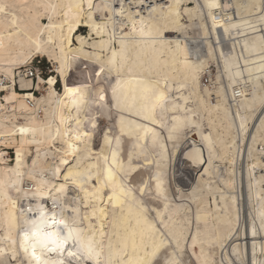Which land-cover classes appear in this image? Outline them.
Segmentation results:
<instances>
[{"label": "bare ground", "instance_id": "obj_1", "mask_svg": "<svg viewBox=\"0 0 264 264\" xmlns=\"http://www.w3.org/2000/svg\"><path fill=\"white\" fill-rule=\"evenodd\" d=\"M2 2L8 7L0 13V221L6 213L19 216L20 205L30 200L35 206L31 193L24 199L17 188L62 183V175L53 176L56 168L61 173L68 168L62 160L76 161L73 170L91 171L85 188H92L97 172L103 174L105 156L112 164L116 151L127 169L131 152V175L149 186L143 199L151 211L145 215L136 207L143 185H129L135 201L121 197L123 203L112 207L104 199L106 214L93 218L101 264L109 245L119 249L126 237L128 255L134 257L133 233L138 246L142 234L151 245L149 226L182 237L177 257L184 264H264V0H135V11L125 4L122 15L116 0H92L99 7L90 10V22L76 16V9L68 12L69 3L81 0ZM108 2L112 7L105 9ZM212 3L219 6L209 7ZM49 55L64 68L59 76L53 67L51 76H59L61 92L43 80L33 86L29 77L31 62ZM101 66L104 72L97 77L94 70ZM98 81L106 88L104 100ZM142 81L156 86L155 95L144 98ZM69 87L79 92L70 94ZM177 98L195 115L173 113ZM173 115L191 116L199 126H179ZM69 125L91 136L73 140L78 150L66 155ZM8 149L16 150L12 162ZM181 152H197L205 163L177 173L169 155ZM114 172L122 175L118 168ZM157 183L163 190L159 196ZM6 234L0 222V247L7 251ZM11 236L17 238L15 229ZM138 253L143 256L144 249L138 247ZM10 256L7 251L0 259Z\"/></svg>", "mask_w": 264, "mask_h": 264}, {"label": "snow or ice", "instance_id": "obj_2", "mask_svg": "<svg viewBox=\"0 0 264 264\" xmlns=\"http://www.w3.org/2000/svg\"><path fill=\"white\" fill-rule=\"evenodd\" d=\"M119 5V14H123L125 10V4H129L130 12H134L136 8L135 0H116ZM146 0H139L140 4H144ZM219 5L212 3L209 7H218ZM8 5L0 0V13L6 11ZM55 7V6H53ZM88 11H85V5L83 0L79 3H69L67 5L68 12H72L76 9V16H83L85 22H90L92 19L91 11L93 8H98V5H94L92 0H87L86 5ZM111 2L105 3L104 8H111ZM116 12V9H112ZM143 11V8L140 9ZM68 13H64L67 16ZM97 31L99 32L100 25L95 24ZM227 31V30H226ZM0 46H2V38H0ZM36 56L43 54L39 43L36 44L35 48ZM115 55V54H114ZM48 59L52 61V67L56 69L59 76H63L64 68L62 64H58L55 59L49 55ZM41 69L34 68L31 70L32 77L34 80L33 86H39V81L43 80L45 84L56 85L59 82V76L53 78L48 76L47 78L39 75ZM97 77L100 73L104 72V67L101 66L98 71L94 70ZM101 81H98L95 85L101 90L100 100H104V91ZM119 83V80L117 81ZM143 85L142 93L144 98H148V94L155 95L156 86L147 82H141ZM88 85H84L87 87ZM116 89L113 88V95L115 96ZM67 92L75 94L79 92V88L69 87ZM160 96H163V92H159ZM75 103V101H74ZM185 104L187 99L185 98ZM163 107V105H161ZM190 112L192 116L195 115V111L191 108L183 107L179 103L177 98L176 102L172 104L171 111L176 113L178 111ZM79 111V109H77ZM147 118V117H146ZM173 121H176L179 126L191 127L192 129L197 128L198 122L193 120L191 116H185L181 118L178 115L171 117ZM75 123L80 124V120L76 119ZM93 129L97 127L96 123L92 124ZM20 131L23 133L26 129L21 128ZM57 135L60 133L57 131ZM67 136V149H63L65 154H68V150L75 153L78 148L75 146L73 140H81V137H90L91 134L85 130L80 131L79 127L73 129L69 125L68 129L64 133ZM100 135H103L105 142H109L107 133L100 129ZM204 139H208L204 137ZM119 143V141H118ZM19 158V153L17 154ZM129 166L125 169L124 163L118 160V153L112 152V164H108V157H104L105 167L103 174L97 172L96 183L92 185V188H85L93 178L91 171L82 172L73 170V164L76 161L69 162L62 160V163L68 164V168L65 169L64 173L60 172L59 168H56L53 172V176L62 175L63 182L56 184L50 181H42L41 184L35 188L28 186L26 189L17 188V192H23L24 199H29V193L35 200V206H33L30 200L27 206L21 204L19 208V216L16 212L6 213L2 222L6 226L7 234L4 239L9 241L10 248L7 251L11 252L10 259H0V264H101L100 251L97 248V241L95 234L97 231L93 218L99 219L97 212L100 216L106 214V206L103 204L104 199L111 204L112 207H116V202H121V197H131L134 201L136 199L132 187L129 185H143L139 188L141 199L136 202L138 210L145 215L151 211L147 203L143 199L145 190L149 187L143 180L142 177L132 176L131 173L134 170L132 165V153H128ZM170 165H174L175 171L179 173L182 167L195 166L205 163L202 156L197 153H179L178 155H169ZM141 165H135L140 167ZM114 168H118L122 175L117 176L114 172ZM22 175V173H17ZM48 185V186H46ZM74 185L75 188L70 187ZM97 185H100L98 187ZM14 186V185H13ZM3 181H0V189H3ZM78 189V190H77ZM94 189V190H93ZM103 189H110L108 192H104L101 195ZM156 195L162 194V188L159 183L156 185ZM75 194H71V193ZM56 193V195H53ZM83 193V195H81ZM0 194H4L0 192ZM47 197L48 199H45ZM50 200V207L49 205ZM99 200V205L95 204L94 201ZM12 207L16 208V201H12ZM89 209L91 213L89 214ZM264 215V213H262ZM139 223V220L137 221ZM101 236L104 235L100 226ZM15 229L17 238H12L11 232ZM159 230L155 227L149 226L147 239L152 241L149 245L145 242L144 235H141L139 246L136 244L134 239L135 233H133L132 239V252L135 256H129L127 252L128 239L127 237L121 242L119 249H112L111 244L109 245L110 252L105 264H184V262L177 257L178 251L181 249V238L170 236L168 233L159 231V239L157 242V232ZM186 242V241H185ZM195 239L193 238V245ZM138 247L144 249V255L140 256L138 253ZM151 247V251H148ZM5 248L0 247V257L7 255ZM127 257V258H125Z\"/></svg>", "mask_w": 264, "mask_h": 264}, {"label": "rangeland", "instance_id": "obj_3", "mask_svg": "<svg viewBox=\"0 0 264 264\" xmlns=\"http://www.w3.org/2000/svg\"><path fill=\"white\" fill-rule=\"evenodd\" d=\"M84 32L85 31L83 30L82 33H84ZM33 61L34 62H31V63H34V64L33 65H30L28 67L30 68L31 66H33V68H37V67L40 68L41 71H40L39 75L41 77L47 78L48 76H52L53 75V70L54 69L52 67V63L48 60V58H46V57H39V58L34 59ZM28 67L27 68H24L23 71L27 70ZM204 82H205V84H208L209 83L208 78H206ZM56 88H57L58 92H61L62 91V87H61V84L60 83L57 84ZM16 90L19 91V87L18 86L16 87ZM107 91L109 92V90H107ZM33 94H35L36 96H39L40 93L34 90L33 91ZM2 95L3 94H1L0 96H2ZM113 112H114V110H112L110 108L108 113L112 116ZM112 117H115V112H114V114H113ZM119 120H120V118H119ZM1 149L2 150H5L4 147H2ZM7 152L9 154L10 160L12 162L15 159L16 150L15 149H8Z\"/></svg>", "mask_w": 264, "mask_h": 264}, {"label": "built area", "instance_id": "obj_4", "mask_svg": "<svg viewBox=\"0 0 264 264\" xmlns=\"http://www.w3.org/2000/svg\"><path fill=\"white\" fill-rule=\"evenodd\" d=\"M33 62H34V61H33ZM33 64H34V63H31V65H33ZM32 69H34L33 66H31V67L29 68V70H30L29 76L33 79V77H32V72H31Z\"/></svg>", "mask_w": 264, "mask_h": 264}]
</instances>
